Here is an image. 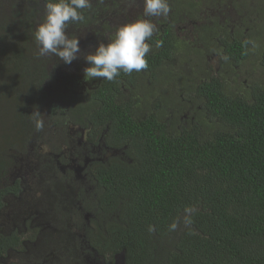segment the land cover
I'll list each match as a JSON object with an SVG mask.
<instances>
[{
    "label": "trees",
    "instance_id": "1",
    "mask_svg": "<svg viewBox=\"0 0 264 264\" xmlns=\"http://www.w3.org/2000/svg\"><path fill=\"white\" fill-rule=\"evenodd\" d=\"M107 1L91 2L84 21L68 24L66 34L80 47L72 65L123 24L142 18L156 26L146 69L105 80L87 102L68 98L80 120L111 123L108 135L129 147L131 163L102 177L110 188L101 203L119 217L109 222L110 244L126 251L128 264H264V0H169L166 17H145L143 0ZM45 2L0 0V178L11 167L9 150L40 129L32 114L42 120L60 73L73 68L54 54L38 55L34 32ZM127 3L142 7L131 16ZM177 26L189 36H179ZM210 49L226 53L224 72L193 84L198 106L179 107L167 120L160 107L140 118L109 100L122 82L163 81L182 59L195 58L199 67L197 56Z\"/></svg>",
    "mask_w": 264,
    "mask_h": 264
},
{
    "label": "flooded vegetation",
    "instance_id": "2",
    "mask_svg": "<svg viewBox=\"0 0 264 264\" xmlns=\"http://www.w3.org/2000/svg\"><path fill=\"white\" fill-rule=\"evenodd\" d=\"M195 24L188 26L194 29ZM177 31L181 36L184 30L177 26ZM95 48L88 47L87 55ZM220 52L202 51L197 56L199 67L194 65L195 58L182 59L177 72H186L169 73L163 81L148 77L141 85L122 82L119 90L109 93V100L131 107L140 118L160 107L166 110L162 117L170 120L179 107L198 106L201 99L193 84L219 77L226 58ZM212 60L217 61L216 67L211 66ZM77 64L74 74L60 73L43 112V126L34 138L7 153L11 167L0 178L4 190L0 194V264H128L126 251H115L110 244L109 222L117 215L101 202L110 188L102 177L113 174L118 163H131L129 147L108 135L111 123L98 128L72 113L69 97L87 102L105 81L86 82L83 70L90 66L86 57ZM186 73L195 76L188 81L182 78ZM180 83L187 86L175 89ZM186 118L187 114L182 115Z\"/></svg>",
    "mask_w": 264,
    "mask_h": 264
},
{
    "label": "clouds",
    "instance_id": "3",
    "mask_svg": "<svg viewBox=\"0 0 264 264\" xmlns=\"http://www.w3.org/2000/svg\"><path fill=\"white\" fill-rule=\"evenodd\" d=\"M143 3L145 17H166L170 11L169 0H143ZM91 7V0H46L44 19L34 32L39 46L38 55L54 54L68 65L76 60L80 52L79 39L69 38L66 29L70 22L84 21L83 10ZM155 31L156 26L142 18L119 26L109 43H99L95 51L86 56L90 66L83 70L85 81L91 82L96 78L113 81L121 72L131 75L133 71L138 73L146 69V56L151 51L146 41L153 37ZM32 116L37 118L36 127L41 128L43 124L39 111ZM192 211L194 209H186V212ZM186 223H191L190 218L186 217ZM176 226L173 223L171 229Z\"/></svg>",
    "mask_w": 264,
    "mask_h": 264
},
{
    "label": "rangeland",
    "instance_id": "4",
    "mask_svg": "<svg viewBox=\"0 0 264 264\" xmlns=\"http://www.w3.org/2000/svg\"><path fill=\"white\" fill-rule=\"evenodd\" d=\"M118 1V0H117ZM91 2L92 3H94L95 5H97V4H103V5H105V4H107L108 3V1L107 2H105V3H101L102 2V0H91ZM127 5H129V6H127V7H125V11H126V14H131V16H132V13H134V12H136V11H138L139 9H140V7H142V5H136V6H132V4H129V3H127ZM105 14H108V12H104ZM113 21H114V19L115 18H111ZM105 20H104V17H102L101 18V21H98V26L99 25H101L103 22H104ZM117 24V23H116ZM192 27H189L188 26V29H191ZM183 30V29H182ZM180 35L182 36V37H184V36H189V31H180ZM214 62V63H213ZM202 64V63H201ZM218 65V63H217V61H214V60H212L211 61V66H217ZM72 66V63L70 64V65H67V68H69V67H71ZM73 68L75 69H73L72 71H71V73L70 74H74L75 72H77V67H76V61H75V65L73 66ZM198 69V68H197ZM196 69V71H199V70H197ZM179 72H183V73H185L186 71H184V70H181V69H179ZM179 72H177V73H179ZM193 76H195L194 74L192 75V74H184L183 75V79H185V80H188V81H191V78L193 77ZM187 82V81H186ZM187 85H184L183 83H180L178 86H176L175 87V89H180V90H183V88L184 87H186ZM168 93H171V90H169L168 89Z\"/></svg>",
    "mask_w": 264,
    "mask_h": 264
}]
</instances>
